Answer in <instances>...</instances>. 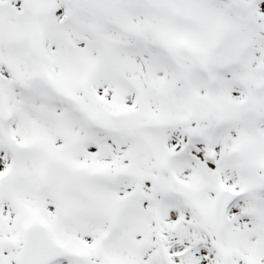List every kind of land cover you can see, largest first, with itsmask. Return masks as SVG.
<instances>
[{
    "label": "snow or ice",
    "instance_id": "1",
    "mask_svg": "<svg viewBox=\"0 0 264 264\" xmlns=\"http://www.w3.org/2000/svg\"><path fill=\"white\" fill-rule=\"evenodd\" d=\"M0 264H264V0H0Z\"/></svg>",
    "mask_w": 264,
    "mask_h": 264
}]
</instances>
